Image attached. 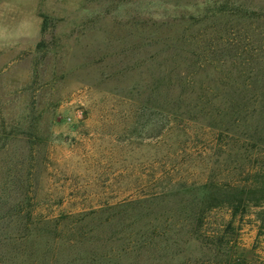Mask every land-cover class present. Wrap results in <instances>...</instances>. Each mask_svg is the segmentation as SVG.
Returning a JSON list of instances; mask_svg holds the SVG:
<instances>
[{
	"label": "rangeland",
	"instance_id": "1",
	"mask_svg": "<svg viewBox=\"0 0 264 264\" xmlns=\"http://www.w3.org/2000/svg\"><path fill=\"white\" fill-rule=\"evenodd\" d=\"M244 86L264 0H0V264H264V145L190 113Z\"/></svg>",
	"mask_w": 264,
	"mask_h": 264
},
{
	"label": "trees",
	"instance_id": "2",
	"mask_svg": "<svg viewBox=\"0 0 264 264\" xmlns=\"http://www.w3.org/2000/svg\"><path fill=\"white\" fill-rule=\"evenodd\" d=\"M220 9L235 15H242L244 17L250 16V12L238 7L222 5ZM225 84L228 86L227 83H223L224 87ZM216 90L219 92L220 96L214 91H210L209 93L204 92L202 97L197 96L196 100H198L199 103L204 101L205 104L202 108L193 106L190 113L196 115L197 111L200 112L204 115V118L212 120L210 121L212 126H217L218 123L215 122V120L219 119L221 128L231 127L236 134H248L250 139L264 145V88L257 87L248 90L246 86H244L237 91L231 89L230 93H227L225 90L222 91L221 88H217ZM250 92H252L253 97L256 98L255 102L252 104H249L246 100V93L250 95ZM219 97L221 98L219 99ZM214 100H219L218 107L213 105ZM231 206L233 215H237L239 207L235 205Z\"/></svg>",
	"mask_w": 264,
	"mask_h": 264
}]
</instances>
